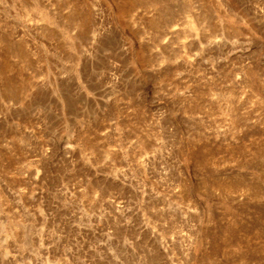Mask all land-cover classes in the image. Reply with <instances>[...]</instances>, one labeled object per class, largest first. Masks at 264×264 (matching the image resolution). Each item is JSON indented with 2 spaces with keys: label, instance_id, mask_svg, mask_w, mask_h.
Here are the masks:
<instances>
[{
  "label": "rangeland",
  "instance_id": "rangeland-1",
  "mask_svg": "<svg viewBox=\"0 0 264 264\" xmlns=\"http://www.w3.org/2000/svg\"><path fill=\"white\" fill-rule=\"evenodd\" d=\"M0 264H264V0H0Z\"/></svg>",
  "mask_w": 264,
  "mask_h": 264
}]
</instances>
